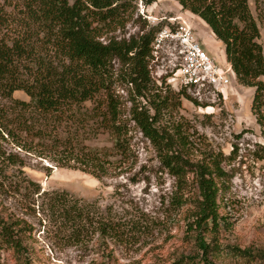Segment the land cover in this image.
Masks as SVG:
<instances>
[{
  "label": "trees",
  "instance_id": "16d2710c",
  "mask_svg": "<svg viewBox=\"0 0 264 264\" xmlns=\"http://www.w3.org/2000/svg\"><path fill=\"white\" fill-rule=\"evenodd\" d=\"M139 1L148 6L156 0H0V173L5 169V193L38 206L41 220L57 230L69 228L66 238L71 240L86 227L102 237L131 236L134 218L117 217L108 208L103 212L65 190H43L24 168L26 157H33L99 181L119 175L131 165L133 123L161 167L175 178L176 203L189 204L187 225L198 232L199 254L171 264H215L207 256H218L213 236L225 173L213 158H190L189 141L171 120L175 104L161 95L150 76L153 29L115 35ZM174 1L222 43L232 79L254 88L251 113L264 133V54L250 9L259 0ZM123 86L126 98L117 93ZM16 91L27 100L16 98ZM185 91L178 92L177 106ZM99 135L111 144L88 143ZM190 183L196 186L194 197L187 191ZM28 224L15 213L0 221V238L18 256L24 254ZM202 233L211 236L210 242Z\"/></svg>",
  "mask_w": 264,
  "mask_h": 264
},
{
  "label": "rangeland",
  "instance_id": "374dc122",
  "mask_svg": "<svg viewBox=\"0 0 264 264\" xmlns=\"http://www.w3.org/2000/svg\"><path fill=\"white\" fill-rule=\"evenodd\" d=\"M250 9L264 54V0L257 5L251 2ZM180 19L188 23L217 64L226 62L222 43L211 36L200 18L182 10L174 0H156L148 6L139 1L133 17L115 35L128 37L153 29L154 37ZM168 59L166 48H158L151 53L149 69L161 95L175 104L171 120L187 137L193 161L213 158L225 173L217 198L219 226L213 236L218 256L214 258L209 252L207 259L215 264H264V133L251 113L254 88L233 78L215 93L198 96L185 91L188 98L179 95L177 106L181 87L169 72ZM117 93L126 98L124 86L118 87ZM14 96L27 100L22 91ZM130 130L131 165L119 175L99 181L79 170L56 167L33 157H26L24 169L43 190H65L85 202L96 203L103 212L108 208L117 217L134 218L133 234L117 240L86 227L75 240L66 238L71 233L69 228L57 230L41 220L38 206L11 196L10 191L5 193L4 169L0 173V221H5L6 213H15L26 219L29 228L21 256L5 247L0 238V264H171L177 258L199 254L198 232L187 225L189 204L177 205L174 198L175 178L161 167L152 145L133 123ZM1 143L5 150V142ZM88 143L111 144L106 135ZM187 191L193 197L197 194L192 183ZM201 235L210 242L208 233Z\"/></svg>",
  "mask_w": 264,
  "mask_h": 264
},
{
  "label": "built area",
  "instance_id": "2783aa9c",
  "mask_svg": "<svg viewBox=\"0 0 264 264\" xmlns=\"http://www.w3.org/2000/svg\"><path fill=\"white\" fill-rule=\"evenodd\" d=\"M172 24L173 27L166 26L155 34L151 53L158 48H166L169 72L180 87L198 96L227 87L233 77L231 65L228 62L217 64L185 20Z\"/></svg>",
  "mask_w": 264,
  "mask_h": 264
},
{
  "label": "crops",
  "instance_id": "0c3cea01",
  "mask_svg": "<svg viewBox=\"0 0 264 264\" xmlns=\"http://www.w3.org/2000/svg\"><path fill=\"white\" fill-rule=\"evenodd\" d=\"M207 28V30H208V27H206ZM210 30V29H209ZM208 32H210L211 33V31H208ZM211 36L213 37V35H212V33H211ZM222 58H223V61L225 60V55H224V49H223V55H222ZM226 61V60H225Z\"/></svg>",
  "mask_w": 264,
  "mask_h": 264
}]
</instances>
